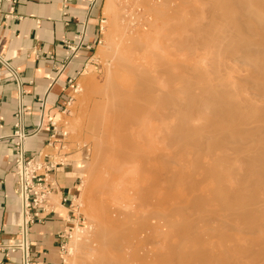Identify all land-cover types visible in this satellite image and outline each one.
<instances>
[{
	"label": "rangeland",
	"instance_id": "374dc122",
	"mask_svg": "<svg viewBox=\"0 0 264 264\" xmlns=\"http://www.w3.org/2000/svg\"><path fill=\"white\" fill-rule=\"evenodd\" d=\"M251 1L254 2L253 5L255 6L252 5ZM260 1L257 2L256 0H103L101 31H100L99 39L97 40L96 46L93 50L94 53L92 57V61L93 64H95V66L92 67V70L89 75H87L83 80L79 81L78 83H75L70 88V100L64 112H60L56 114L50 113L49 115L46 114L44 116L45 117L44 122H47L48 120L47 118L51 117L50 125H51V129L53 130V134H55V137L53 139V144H55V147H57L54 149L58 151L61 150V152H58L60 153V157H61L60 159H63V156L65 155L74 154L72 157L81 158L84 161L81 182L80 185L78 186L73 204V210L77 215V220L68 230L66 243L61 249L62 264H84V263L86 264V258L88 257L87 255H90V253L88 252L89 251L88 245H90L92 242L91 240L93 239V237L91 236H93L95 233L94 230L97 222L96 221L97 219L95 218L96 215L95 210L96 207L101 203V201L104 200L106 203L109 204L108 206L114 215L118 213V215L122 216V218H126L130 216V218H133L134 221L136 220L135 222L134 221L132 222L136 223L133 225V227L137 230V233H135L136 231L134 230V228L133 230L132 229L130 230L129 246H127L123 250L122 256L119 257L122 258L123 260L121 259L120 261L119 259V263H118L117 261L118 259H116L117 261L116 264H122L123 262L125 264H159V263L161 264L163 261L165 263L166 259L164 258L167 257L168 255L174 257H172L173 260L169 259L171 262L166 261L167 263L165 264H186L187 262H188L187 264H201L208 261L210 259V256L214 257L213 260H216L218 258L222 259V264H225L224 254L219 253V251L214 248L215 242L219 241L216 235L219 234L222 230H224V228H222L217 221H212L211 223H209L208 225L209 228L207 230L200 229L198 233V236L200 235V237L193 236V238L197 237L198 241H200L199 239L202 238L208 239L207 245L209 247H211L213 243V247H211L212 251L210 253H206L207 257H205V253L201 254V252L196 251V248L194 246L196 243L191 242L194 241L191 235L192 230L188 231V229H192L191 228L192 223H194L193 221L197 218L196 215H198V212L196 211L195 206H194L195 209L194 211L190 207L192 205L191 201L194 192L188 193L187 190L185 191L184 186L190 180V177L193 174V171L195 169L194 168L195 161L200 156H202L203 152L207 154L210 153L212 150L205 148L203 149L202 153L198 155L191 152L193 151L192 145L194 146L197 142L201 140L204 141L209 139V141H212L213 139L210 140L211 136L213 135L212 138H214V136L216 135L214 134L215 131L211 130L212 128H210L212 124L209 127L207 126L209 125L208 123L212 119L211 115L214 114L216 117L220 116L221 114L219 110L220 109L224 110V108H226L224 110L226 112L222 113V111L220 110L222 115H225V113L228 114L229 110H230V114L232 115L238 114V117L237 115H235L237 118L233 119V121L229 119L231 120V123H235V124H231V123L229 124L230 121L226 120V122L228 121L227 122L228 125L226 124L225 127L222 126L224 128L223 133L227 131L230 134L235 133L236 135L238 134L237 131L240 130L241 128V127L239 128V126H241L240 122L243 124L245 123V125H247L249 123L246 124V122L247 121L250 122V118L251 121H253L252 120L253 118L249 117V120L246 119L247 120L246 122L245 121L242 122L243 115L248 116V113L249 115L250 114L252 115L254 113L253 111H255L254 109L257 108L256 106L258 104L261 105L260 104L261 98L260 99L259 97L257 98L258 95L255 93L257 92V90L254 88H250L251 87L250 85H249L250 87H248V84L246 86L248 80H253L251 78H248L249 76H251L252 78L254 77L257 78L260 75L251 74L253 72H250V70H252L249 69L250 66L249 67L247 66L248 69H246L245 65L243 66L241 63H238L237 61L232 62L233 60H231L233 57V56L231 57V55H233L234 51H235L234 53H236L237 51L238 52L240 51L239 53L243 51L247 52L249 50V47L250 49L257 47L259 44L256 43H261L262 41L259 40L261 38L264 39L263 38L264 36H261V34L253 32V29L255 30V27L260 26L259 24L264 25V17L262 16L261 18L259 17L258 19L253 18V21L252 19H249L250 16L253 17L255 14H258V11L259 12L262 11L263 8L260 11L259 6H264V4L261 5V3H263L264 0L262 2ZM256 5L258 6V10H256L257 9ZM151 8L155 9L154 12L155 14H158L159 10L160 11L163 10L161 12L164 13V11L166 12V10L169 11V9L170 10L174 9L173 10L174 12H172V14L175 15L178 14V15L176 16L177 19L175 18V16L171 15L172 16V18L170 19L171 22L170 20L168 21L169 22L168 24L171 25L168 26V29H170V31L169 30L167 31L165 27H159V26L157 27V24L155 23V21H153L152 14L150 12L152 11ZM147 10L149 11V13L146 12ZM250 12H252V15ZM152 23H154V25ZM149 24L154 27L151 28ZM155 25L157 27L156 29H155ZM147 27H150L151 29ZM159 28L160 30L161 28L165 30H161L159 33ZM241 29L244 33H241ZM156 31L159 33V35L157 34L158 36L156 35L157 33ZM237 31L240 32L242 35H237L238 34ZM166 32L167 34H169V36H166L167 35ZM146 34H148V36ZM122 35H124V37ZM163 35H165V38L167 37V40L165 38L161 39ZM258 35H260L261 38ZM125 37L128 38V40ZM168 37L174 40L173 41L172 39L168 40ZM224 37H226L227 39L225 38L226 40L222 42V40H224ZM133 38H135L134 39V41L136 40L135 42H138V40H140L139 42H142L143 40L146 41L149 38L156 39L155 44H152L153 46L150 48V50L152 51V59H153L152 64L144 61L143 59H141V63L143 66L146 65L147 67L143 69H148L150 75H155L154 76L155 81H157L158 84L161 82L160 84L161 86H164L163 88H165V90L169 86V82H170L169 81L170 78L168 77L169 76L168 72L172 71L177 76L178 75L183 76V77H178L180 79L181 86L176 94V99L179 98V101L177 99V102L179 106L183 108L181 109L183 110L182 111L183 114L180 111L179 113L180 115H178V118L175 117L174 119L166 121V124L163 126V131L162 133H160L163 137L161 138L162 140L160 139V141L155 137L151 136L150 134H147L148 137L145 136V138L143 139H141L138 135H134L133 137L126 139L120 144L116 143L115 145L112 143L113 145H115V148H111V147L109 148L107 147L109 145H106L105 143H102L101 145L98 144L100 143V141H98V138H95L92 133L93 126L92 124H90V119L91 116L95 113V111H97L98 109L97 106L99 105V102L102 99V94L108 88V84H110L109 82L113 76L115 57L118 54L119 49L121 48L120 46L124 47L125 45L123 44L126 43L127 45L130 44V42L132 43L130 45H133L135 43L134 41H132ZM256 38L258 39L256 40ZM253 39L255 41H253ZM219 41H221L222 43H220ZM249 41L253 43L250 44ZM164 43H166L169 47ZM174 45L177 46V50L175 49L176 46L174 48ZM220 45L221 47L224 46L223 47L224 49L220 48ZM226 45L228 46L233 45L234 48H231L233 46L226 47ZM229 50H231V52H229ZM224 51H226L225 52L226 54L224 53ZM165 55L167 56L168 59L166 58L167 60L164 61ZM161 56L163 59H161ZM158 59L159 61L161 60L160 63ZM163 62L165 63L166 68L165 65H162ZM158 63L162 65V70H160L161 65H158ZM167 65L170 67V69ZM157 67H159L160 69ZM163 68L165 69V71H163L164 70ZM159 70L161 72L163 71L164 74H167L168 76L164 75L163 73L158 75ZM248 70L250 73L247 72ZM246 72L248 73L249 76L246 75ZM162 75H164L165 77H162ZM243 75L245 76V78L247 77V79H244ZM234 76L238 78L239 77L241 78L243 77V78L242 79L240 78L242 82L239 81L237 83L241 87L238 88L234 86L233 89L235 90V88H237L236 90L238 93L240 92L241 95L245 94V96L244 95L243 96L245 97V99L247 100L249 99L248 101L250 102L254 101V103H252L253 106L256 103V105L254 106L256 108L254 107H250L251 109L249 108L251 111L248 109V106L246 108L245 107L240 108L237 105L235 106L237 110L236 111L234 110L232 112L231 108L234 107L232 106L233 103L232 104L229 103L230 105H228L225 102L227 107H224L225 106L224 103L220 102L221 105L219 104V99L217 98H218V94L222 93V91L225 89L223 88L224 83H226L225 80L231 81L230 83H232ZM167 77L169 79H167ZM261 77L257 78L256 81H258L259 79H261L259 81H263L264 77L263 76ZM253 81H255V79ZM212 88L214 90H212ZM211 90L214 93L211 92ZM238 93L237 96L240 95ZM212 95L213 96L215 95L216 97V101L214 97L213 100L216 102L217 106H214L216 104H214L213 101H211ZM239 98L242 99L241 97ZM193 104H201L200 106L201 108H203V111L200 109V111L197 113L196 111L199 109L196 108H194L196 110L194 111ZM263 104L264 103H262V105ZM188 105H189L188 109H190V111L186 108L188 107ZM190 105L193 106L190 107ZM208 109L210 110L208 111ZM213 109H216L215 113L217 115L214 113ZM206 113L209 115H205ZM184 115L189 118V121L187 117H185ZM183 116L187 119L189 123L185 120ZM205 116L208 117L211 116V117L210 119H207V117ZM246 116L244 117V120L245 118H248ZM216 117H214L215 119H212V122H214L215 124L216 121V124L219 125L220 123L221 126L222 124L221 121L218 120L219 118ZM239 117L240 119L241 118L242 119L241 120L238 119ZM190 120L191 122L192 121L193 122L191 123ZM224 122L225 121H223V123ZM185 123L190 124L191 127H193V129L197 133L193 131V129L189 130L192 131L191 134L189 131H184L182 125H187ZM225 123L222 125H225ZM254 123L255 122L253 121V124ZM214 124L211 127L215 128L217 126ZM245 125H243L242 127H244ZM249 126L251 127V125H248V127ZM203 127L207 129L210 128V130L209 129L208 130L211 131V133L212 131H214L213 134L210 135L207 129L202 130ZM177 128H179L180 130L178 129L177 131ZM223 128H219V131L220 129L223 130ZM219 131L217 132L220 135ZM178 134L181 135L182 137H180ZM183 134L184 135L186 134L188 139L185 138L186 135L183 136ZM177 135L179 136V138ZM181 138H185V139H181ZM192 138L198 141H194ZM216 138H214V140H216ZM186 139L189 141H187ZM102 145H104V147L106 145L108 150L111 149V153L114 152L112 153L113 157L112 154L110 156L109 153L108 154L106 153L108 152V150L106 149V147L104 148ZM102 150L105 154L101 152ZM103 155L108 156L109 159L107 158L108 159L107 161L112 160L113 163L110 161L109 163L111 165L108 164L109 166L116 165V168L113 167L115 168V171L110 170V172L111 171L113 172H111L109 178L107 176L109 167L108 169H107L108 165L105 167V162H107L105 158L107 156L104 157ZM183 155L186 157H184ZM196 155L199 157H197ZM206 158L204 157L203 159L207 160ZM101 159L102 162H100ZM100 163L101 164L103 163L104 166L102 165L103 166L102 167ZM157 163H160L161 167L157 166L158 165ZM241 163H242L241 166L243 168L245 167L246 169L248 164V162H246V159L244 162L238 163V165H240ZM244 163H246L245 166H243ZM152 167L154 168L152 169ZM155 167L161 169L158 177H160L159 179L162 182V187L160 185L159 191L162 193L163 196H165L163 200L164 202L162 201L161 203V211L165 214L166 217L161 221H157L154 223V221L153 222L147 221L145 217H147L148 215L147 212H150V210L153 209L152 207L153 199H151L150 201L147 198L146 186L150 176L153 173V170H155ZM249 169L251 168H248L245 171H249ZM101 176H103V178H101ZM105 176L108 178V181L110 180L108 183L107 180H105ZM104 180L107 184L104 183ZM103 184L106 187H108L106 189L107 191L105 190L106 193L102 191L100 188V187H102V189L106 188ZM205 186H202V188ZM99 190L100 192H102L101 198H99L101 195ZM103 195L105 196L103 197ZM205 206L207 205L205 204ZM178 212H180L181 214ZM182 213H184V216L182 215ZM93 218H95L96 220ZM197 222L198 224H201L203 221H197ZM140 224L141 225L143 224L145 226H139ZM135 225H137V227L138 226L141 227V229L143 228L144 230L139 231L140 228L137 229ZM154 225L156 227H159V229L155 228ZM171 225H173V227H171ZM132 231L133 234L135 233L134 235H136L135 237H133L134 239H131L132 238L131 236H133L131 233ZM159 233L161 238L159 236ZM210 233H212L214 236L212 234L210 235ZM185 234L186 236L184 238ZM186 237L187 238L190 237V238L187 240ZM149 240L151 241V244L153 246L149 244L150 243ZM197 240L195 239V241ZM181 241L184 244H182ZM191 245L193 248L191 247ZM134 248L136 249L139 248V249H137L136 252V249L134 250ZM140 248H142L143 250L148 249L147 250L148 254L146 253L147 255H145L143 251L140 250ZM213 250L216 252H214ZM124 251L129 252V255L127 252L125 253ZM151 251L154 253H152ZM161 252L162 254L160 255L159 253ZM124 253L126 255H124ZM142 253L145 256L142 255ZM139 254L142 255V258L137 257V255L140 256ZM157 254L160 255L159 261H156L158 260L159 257V255L158 257L157 256L155 257V255ZM163 254L165 255V257L163 256ZM182 254H184L185 257L187 256L186 259H184L185 257ZM131 255H133V257ZM134 255L136 256V258ZM134 259L137 260L135 261ZM143 259L144 260L147 259V261H142Z\"/></svg>",
	"mask_w": 264,
	"mask_h": 264
},
{
	"label": "bare ground",
	"instance_id": "6f19581e",
	"mask_svg": "<svg viewBox=\"0 0 264 264\" xmlns=\"http://www.w3.org/2000/svg\"><path fill=\"white\" fill-rule=\"evenodd\" d=\"M256 1L258 2L260 0H256ZM262 1H260V2H262ZM251 2L253 5L254 2L253 1H251ZM262 4H264V1H263V3H261V5ZM259 5H260V3H259ZM253 6H255V5H253ZM145 7H146V5H145ZM259 7H260V11L262 8L263 9L261 12L258 11V14H255L253 17L250 16L249 19H252V21H253V18L258 19L259 17L260 18L262 16L264 17V6H259ZM256 8H257L256 10H258L257 5H256ZM148 10L146 12L149 13L150 10L149 11ZM151 10L153 11V12L150 11L152 14V17H153V21H155V23L157 24V27L158 26L159 27H165L167 29V31L168 30L170 31V29H168V26L170 25V24H168L169 23L168 21L172 18V16H175V18L177 19L176 16L178 15V14L177 15L172 14V12H174L173 11L174 9L173 10L169 9V11L166 10V12L164 11V13L161 12L163 10L160 11L158 9L159 10L158 14L154 13L155 9L151 8ZM250 13L252 15V12H250ZM245 19H246V17H245ZM173 20H174V18H173ZM170 22H171V20H170ZM150 24H151V22H150ZM150 24H149V26L151 28H153L154 26H151ZM152 24L154 25V23H152ZM259 25L260 26L255 27V30L253 29V32L259 33V34H261V36H264V25L263 24L262 25L259 24ZM150 27H147V28H150ZM157 27L155 25V29ZM161 30H165V29L161 28ZM161 30L159 28V33ZM186 30H188V29H186ZM159 33L157 32L156 35L157 34L159 35ZM241 33H244L242 31V29H241ZM241 33L238 32L237 35H242ZM166 34H167V32H166ZM176 34H178V33H176ZM221 34H222V32H221ZM146 35L148 36V34H146ZM165 35H163L164 37L162 36L161 39H164ZM174 35H173V38H174ZM245 35H247V34H245ZM122 36L124 37V35H122ZM166 36H169V34H167ZM258 36H260V35H258ZM261 36H260V38H261ZM218 37H219V35H218ZM225 38L226 37H224V40H222L223 38L221 39L222 42L227 39V38L226 39ZM126 39L128 40V38H126ZM134 39L135 38H133L132 41H134ZM165 39L167 40V37ZM171 39L172 38L168 37V40H171ZM257 39L258 38H256V40ZM173 40L174 39H172V41ZM218 40H219V38H218ZM263 40L264 39L261 38L259 41H262V42L256 43L259 45L253 49L252 48L250 49V47H249V50L247 52L243 51V52L239 53L240 51L239 52L237 51L236 53H234L235 52L234 51L233 55H231V57L232 56L234 57V58L232 57V59H231V60H233L232 62L237 61L238 63H241L243 66L245 65L246 69H248V67L250 66L249 69H252V70H250V72H253L251 74L260 75L259 77H261V76L264 77V41ZM129 41H131V40H129ZM139 41L140 40H138V42H135L133 45H130V44H132L130 42V44H127V45H126V43L123 44V45H125L124 47L120 46L122 49L121 48L119 49L118 54L115 57L114 67H113V76L109 82L110 84H108V88L102 94V99L100 100L99 105L97 106L98 107L97 111H95V113L91 116V119H90V124H92V126H93L92 127V131H93L92 133H93L94 137L98 138V141H100V143H98V144L101 145L102 143H105L106 145H109V146H107L109 148L110 147L115 148L116 143L120 144L123 141H125L126 139L133 137L134 135H138L141 139H143V138H145V136L148 137L147 134H150L151 136L155 137L156 139H158L160 141V139L163 138L160 133H162L163 126L166 124V121L174 119L175 117L178 118V115H180L179 114L180 111H181V113L183 111V110H181L183 108H181V106H179V104L177 102V99L179 101V98L176 99V94L178 92V89H180V86H181L180 85V79L178 77H183V76L182 75L177 76L172 71L168 72L169 73V76H168L167 74H164V72H163V71H165L164 68H163L164 70L161 72L160 70H162V65H165V63L163 62L162 65L159 64L161 60L159 61V59H158V61H159L158 65H161V67H160L161 69L159 67H157L160 69L158 71L159 73L157 72L158 75L163 73L164 75H166L170 78L169 79L167 77V79H169L170 82H169V86L165 90V88H163L164 86H161V84H160L161 82L159 83L160 84L159 85L158 82L155 81V77H154L155 75H150L148 72V69H143V68H147L146 65H144L145 66L144 67L141 63V59H143L144 61L152 64L153 59H152V51L150 50V48L153 46L152 44H155L156 39L155 38H149L148 40H146L148 43L145 40H143L145 42H143V41L139 42ZM253 41H255V40L253 39ZM219 42L222 43L221 41H219ZM251 43H253V42H250V44ZM164 44H166V43H164ZM128 45H130V46H128ZM176 45H174V48ZM189 45H191V44H189ZM233 45H231V46H233ZM227 46L228 45H226V47ZM223 47H221V45H220V48H223ZM231 48H234V46ZM175 49L177 50V46ZM180 49H181V47H180ZM180 49H178V50H180ZM219 50H222V49H219ZM232 51H233V49H232ZM225 52L226 51H224V53ZM229 52H231V50H229ZM164 58H165L164 61L168 59L166 55ZM161 59H163L162 56H161ZM168 65H170V64H168ZM165 68H166V65H165ZM169 69H170V67H169ZM156 71H154V72H156ZM247 72H249V70ZM247 72H246V75L249 76ZM165 73H167V72H165ZM164 75H162V77H165ZM244 75H243L244 79H247V77L245 78ZM259 77H257V78H259ZM240 78L241 77L238 78V77L234 76L232 83H230L231 81L225 80L226 83H224V86H223V88H225V89L222 91V93L218 94V98H217V99H219L220 105H221V103L225 104V102L228 105H230L229 103H231V104L233 103L232 106H234V107L231 108L232 112L234 110L235 111L237 110L235 107L237 105L240 108L241 107L246 108L248 106V109L250 107H254L256 105V103H255L253 106L252 103H254V101L250 102V101H248L249 99L248 100L245 99V97H244L245 94L241 95L240 92L238 93L236 90L237 88H235V90L233 89L234 86L238 87V88L241 87L237 84L239 81H241L242 78L241 79ZM248 78H251L253 80L255 79V81H253V80H248V82L246 81L247 82L246 86L248 84V87L251 86L250 88L256 89L257 92H255V93L258 95L257 98L258 97H259V99L261 98V101H263V102L260 101L261 105L258 104L259 107H258V105L256 106L257 108L254 107V108H256V109H254L256 112L253 111L254 113L252 115L251 114L249 115V113H248V116L245 115L246 117H248V118H245V120H244L245 116L243 115L242 122H244V121L246 122L247 121L246 119L249 120V117H252L253 118L252 120L255 123L253 124V121H251V118H250V122L249 121L246 122V124L249 123L247 125H245V123L243 124L240 122L241 126H239V128L241 127L240 128L241 131L238 130L240 132V135H239V132L237 131L238 134H236V135H238V136H236L235 133H231L232 134L231 135L227 131H225V133H223L224 128L222 126L225 127L226 124L228 125V123H227L228 121H230L229 122V124H230L231 120L233 121V119H236L238 117V114L232 115V114H230V110H229L228 111L229 115L227 113H225V115H222L223 112H226V111H224L226 108H224V110L223 109L221 110L219 105H218L219 109L222 111V113H221V111L219 110V112L222 116L219 114L220 116L216 117L213 114V112H212L213 115L210 114L212 117L211 116H209V117L205 116V117H207V119H210V117L212 119H215L214 117L219 118L218 120H220L222 124H224L226 122V120H228V121L225 123V125L221 124V126H220V123H219V125H217L216 121L214 124V122H212V119L210 120L211 123L210 122L208 123L209 124V125H207L208 127L211 124H212L211 126H213V124H214V125H217L219 128H223V130L220 129V131L222 132L221 133L217 126L215 128L218 130H216L214 127L210 126V128H212L211 130L215 131L214 134L217 135V136L215 135L217 138L214 136V138H216V140H214V138H212L213 137L212 134L214 131H212V133H211V131H209L210 128H208L209 130L207 128H204V127L202 128V130L207 129L209 131L208 133H210V135H212L210 140H212V139L213 140L209 141V139H208V140H204V141L201 140L197 143L195 142L196 144L194 146L192 145L193 151H191V152L198 155V154H201L203 149H205V148L212 149V150L210 153H207V154L205 152H203L202 156H200V157L196 155L199 158L198 159L196 158L197 160L195 161V164H194V168H195L194 171L195 172L193 171V174L191 175L190 180L184 186L185 191L187 190L188 193L194 192L193 198L191 201L192 205L189 203L191 205V206L190 205L189 206L192 208L193 211L196 209V211L198 212V215H196L197 218L194 221L192 220L194 222V223H192V227H191L192 229H188V231L192 230L191 231L192 233L191 232L190 233H191L192 238H193V236H198L200 229H204V230L206 229L207 230L209 228V226H208L209 223H211L212 221H217L221 225V227L224 228V230H222L219 234L216 235V237L219 241L215 242L214 248L216 250H218L219 253L224 254L225 264H248V263L264 264V104L262 105V103H264V79H263V81H259L262 79V77H261V79L256 81L257 78H255V77L252 78L251 76H249ZM195 83H196V81H195ZM222 83H220V84H222ZM213 88H214V86H213ZM213 88H212V90H214ZM212 90H211V92H213ZM238 90H241V89H238ZM237 93L240 95L237 96ZM210 95H211V93H210ZM215 95H216V92H215ZM215 95L214 96L212 95V99H211V101H213L214 104H216ZM213 97L215 98V101L213 100ZM239 97H241L242 99H240ZM250 99H251V97H250ZM205 103H207V102H205ZM226 104H225V106L224 105L223 106L227 107ZM193 105H192L193 109L194 108L199 109L197 111L194 109V111H196L197 113L200 111V109L203 111V108H201V106H200L201 104H193ZM192 106L190 105V107H192ZM214 106H217V104ZM202 107H204V106H202ZM186 108L188 109L189 105ZM210 109H208V111ZM242 109H241V111H242ZM188 110L190 111V109H188ZM191 110H192V108H191ZM213 110L215 113L216 109H213ZM238 110H240V109H238ZM208 111H207V113H208ZM243 111H246V110H243ZM185 112H186V110H185ZM196 112H195V114H196ZM207 113L205 115H209ZM235 115H237V117ZM185 117H187V116H185ZM189 117H191V116H189ZM184 118H181V119H184ZM187 119L189 121L188 117H187ZM187 119L185 118L186 121H187ZM229 119H231V120H229ZM238 119H240V117ZM218 120H217V122H218ZM222 120L225 122L223 123ZM190 122H191V120H190ZM185 124H187V123H185ZM231 124H235V123H231ZM243 125H245V126L242 127ZM248 125H251V127L250 126L248 127ZM182 126H183L184 131H189V130L193 129V127H191L190 124L182 125ZM178 129L179 128H177V131H178ZM193 131H195V130L193 129ZM217 131H219L220 135L218 134ZM189 132H190V134L192 133V131H189ZM185 135L183 134V136H185ZM179 136L182 137L181 135H179ZM179 136H178V138H179ZM192 136H193V134H192ZM110 138H111V140H110ZM185 138H187V135ZM185 138H181V139H185ZM193 138H196V137H193ZM193 140L198 141L195 139H193ZM187 141H189V140H187ZM96 142H97V140H96ZM112 143L115 145H113ZM106 145H105V147H106ZM102 146L104 147V145H102ZM190 146H191V144H190ZM107 147H106V149L108 150ZM258 150H260V151H258ZM101 152H103V150ZM184 152H186V151H184ZM196 152H198V153H196ZM106 153L107 154L109 153V155L111 156V154L114 152L111 153V149H110ZM106 156H104V157H106ZM246 156H247V158H246ZM112 157H113V154H112ZM184 157H186V156H184ZM204 157L205 158L207 157L206 158L207 160H204L203 159ZM107 158H108V156L105 158L106 161L109 159V158L108 159ZM245 159H246V162H248V164H249V166L247 164L246 169L251 168V169H249V171H245L246 170L245 167L243 168L241 166L242 163L240 165H238V163L244 162ZM110 161L112 162V160H110ZM110 161H107L108 163L105 162V167L108 164L111 165L109 163ZM100 162H102V159ZM157 164H158L157 166L161 167L160 163H157ZM245 164L246 163H244L243 166H245ZM102 165H103V163L101 164V166ZM109 165L107 166V169L109 167L108 172L106 170V172L108 173L107 174L108 178H109V175L111 174V172H113V171L110 172V170L115 171V168H116V165L115 166H109ZM113 167H115V168H113ZM153 168L154 167H152V169ZM192 168H193V165H192ZM160 171H161L160 168L155 167V170H153V173L150 176L148 183H147V186H146L147 198L150 201H151V199H153V201H152L153 209H151L150 212H147L148 215L146 214L147 217H145V218L147 221H150V222L154 221V223L157 221H161L162 219H164L166 217L165 214L161 211V203L164 200L165 196H163L162 193L159 191L160 185L162 187V182L159 179L160 177H158ZM241 171H243V172H241ZM244 171H245L246 175H245ZM103 172H104V170H103ZM101 178H103V176H101ZM108 178L105 176V180H107V183L110 181V180L108 181ZM101 180H99V181H101ZM105 180H104V183L107 184L105 182ZM205 185H207V186H205ZM98 186H100V185H98ZM202 186H205V187L202 188ZM100 188L102 191L105 192V190L108 187H106V188L103 187L104 189H102V187H100ZM99 192H100V190H99ZM100 193H101V195L99 198H101V196H102V192H100ZM104 196L105 195H103V197ZM99 198H97V199H99ZM98 203H100V202H98ZM98 203H95V204H98ZM205 204L207 206H205ZM108 205L109 204L106 203L104 200V201H101V203L96 207L95 218L97 220L95 218H93V219H95L97 222H96V225H95L96 227L94 230L95 233L93 236H91V237H93V239L91 240L92 242L90 241L91 244L88 245L89 246L88 252L90 253V255H87L88 257L86 256L87 257L86 258V264H114V263L116 264L117 261L119 263V259H120V261L122 259L119 257L122 256L123 250L127 246H129V242H130L129 232L131 229L133 230V228H134L133 225L136 224V223H134L136 220L134 221L133 218H130V216L126 217V218H122V216H119L118 213L117 214L115 213L116 215H114L111 212V209L109 208ZM194 206H195V209H194ZM115 208H116V206H115ZM180 212H178V213H180ZM184 213H182L183 216H184ZM180 214H179V216H180ZM134 218H135V216H134ZM130 219H132V220H130ZM184 219H185V217H184ZM132 221H134V222H132ZM197 221H203V222L201 224H198ZM196 222H197V224H196ZM180 223H181V221H180ZM143 224L142 225L140 224L139 226H145ZM187 225H188V223H187ZM139 226L137 227V225H135V227H137V229L140 228L139 231L144 230L143 228L141 229V227H139ZM171 227H173V225H171ZM152 228H153V226H152ZM155 228L159 229V227H156V226H155ZM155 228H154V230H155ZM134 230L136 231V232L135 231L134 232L137 233V230L135 228H134ZM131 233L133 235V236H131L132 237L131 239H134L133 237H135L136 235H134L135 233L133 234V231ZM190 233H188V234H190ZM163 234H164V232H163ZM211 234L212 233H210V235ZM137 236H138V234H137ZM142 236H144V235H142ZM159 236H160V233H159ZM185 236H186V234L184 235V238H185ZM198 237H200V235ZM160 238H161V236H160ZM189 238L190 237H188L187 240ZM193 239H194V241H191V242L196 243L194 245L196 248V251L201 252V254L205 253V257H207L206 253H210L212 251L211 247H213V243H212V246L209 247L207 245L208 239H205V238L199 239L198 238L200 241L197 240V237H195ZM195 239L198 242L195 241ZM180 240H182V239H180ZM151 241L149 244H151ZM139 244H141V243H139ZM155 244H156V242H155ZM155 244H154V246H155ZM182 244H184V243L182 242ZM189 244H191V243H189ZM141 245H143V244H141ZM191 247H192V245H191ZM135 249L136 248H134V250ZM137 249H139V248H137ZM137 249H136V252H137ZM140 250H142L145 255L148 254L147 253L148 249L143 250L142 248H140ZM218 251H217V253H218ZM214 252H216V251H214ZM125 253H124V255H126ZM127 253L129 255V252H127ZM143 253H142V255H144ZM152 253H154V252H152ZM172 253H173V251H172ZM159 254L161 255L162 252ZM159 254L155 255V257L156 256L158 257ZM164 254H163V256L165 257L166 254L165 255ZM198 254H200V253H198ZM142 255H140V256L137 255V257L142 258ZM160 255L158 257V260H156V261H159ZM182 255H184V254H182ZM131 256L133 257V255H131ZM167 257H169V258H167ZM167 257L164 258V259H166L165 263H167L166 261L171 262L170 260H173L172 257H174V256L168 255ZM184 257H185V255H184ZM186 257L184 259H186ZM135 258H136V256H135ZM116 259H118V260L116 261ZM144 259H145V257H144ZM144 259L142 261H147V259L146 260H144ZM210 259H212V260H210ZM210 259L204 263H201V264H217V263L222 264V259H220V258H218V259L215 258L216 260H213L214 257L210 256ZM134 260L136 261L137 259H134ZM160 262H161V259H160ZM162 263L165 264L164 261ZM122 264H125V263L123 262Z\"/></svg>",
	"mask_w": 264,
	"mask_h": 264
},
{
	"label": "crops",
	"instance_id": "0c3cea01",
	"mask_svg": "<svg viewBox=\"0 0 264 264\" xmlns=\"http://www.w3.org/2000/svg\"><path fill=\"white\" fill-rule=\"evenodd\" d=\"M102 7L103 0H0V264H62L84 161L60 159L44 116L64 112L70 88L95 66ZM20 105L25 154L59 161L46 208L33 221L21 214L15 174Z\"/></svg>",
	"mask_w": 264,
	"mask_h": 264
},
{
	"label": "built area",
	"instance_id": "2783aa9c",
	"mask_svg": "<svg viewBox=\"0 0 264 264\" xmlns=\"http://www.w3.org/2000/svg\"><path fill=\"white\" fill-rule=\"evenodd\" d=\"M14 4L16 0H7ZM10 11H13L11 5ZM70 48V47H69ZM23 108L16 111L15 136L17 159L15 174L18 182V198L22 206L21 214L25 220L33 221L39 213L45 210L49 195L54 188L52 173L59 161L37 156L26 155L23 149L25 134L22 131Z\"/></svg>",
	"mask_w": 264,
	"mask_h": 264
}]
</instances>
